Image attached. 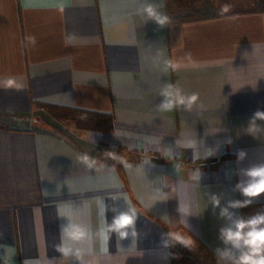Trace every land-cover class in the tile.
Here are the masks:
<instances>
[{"label":"crops","instance_id":"1","mask_svg":"<svg viewBox=\"0 0 264 264\" xmlns=\"http://www.w3.org/2000/svg\"><path fill=\"white\" fill-rule=\"evenodd\" d=\"M256 2L264 6L0 0V80L25 85L0 88V264H77L54 248L67 222L91 233L72 246L97 264H217L224 221L210 196L222 207L245 199L233 190L241 170L264 163V120L251 121L264 112V7ZM145 3L167 15L164 27L138 12ZM178 90L197 94L192 108L161 109L162 93L175 99ZM41 105L109 113L112 126L73 137L47 127ZM191 140L195 160L183 146ZM84 154L97 159L94 169ZM101 202L109 223L112 207H134L136 235L118 241L101 231ZM185 208L189 227L180 222ZM234 211H264V195ZM177 235L195 248L174 243Z\"/></svg>","mask_w":264,"mask_h":264},{"label":"clouds","instance_id":"2","mask_svg":"<svg viewBox=\"0 0 264 264\" xmlns=\"http://www.w3.org/2000/svg\"><path fill=\"white\" fill-rule=\"evenodd\" d=\"M162 6V5H161ZM227 11V6L224 7ZM138 12L145 15L148 20L155 21L161 28L168 23V17L163 12L159 11L158 7L151 3H145ZM33 39L34 38H30ZM73 37L69 36L68 43H72ZM25 85L18 81L15 77H8L0 80V88L21 90ZM165 97L160 104L161 109L171 110L177 106H184L186 109H191L198 99L197 94L185 96L179 90L175 95V99L169 98V93L164 92ZM257 119L264 120V112L257 111L251 121ZM186 149L193 150V160L198 159L197 154L198 142L191 140L183 145ZM112 156V152L105 153ZM104 154V155H105ZM212 155V154H211ZM246 156L244 151H239L237 154L238 160H243ZM80 161L88 168L94 169L97 164V159L88 154L82 155ZM201 175V173H199ZM242 179H240L234 186V191L239 192L245 199L229 200L226 206H221V199L218 195H211L213 209L219 208V218L224 221L223 225L218 230V240L220 245L213 249V253L217 264H264V211H258L252 215L244 216L238 214L234 210H239L250 206L256 198L264 195V163L252 165L240 172ZM101 216L106 221L102 225L101 231H105L109 235L112 233L117 235L118 241L136 235V209L128 206L121 211L116 207H112L110 211L113 213L111 222L106 218V212L109 208L106 204L101 202ZM180 222L189 227L187 217L190 216L188 210L180 209ZM60 243L55 245V250L61 254L63 258H72L77 264H97L96 261H89L85 259L86 250L72 245L78 244L85 240H91V233L79 224L67 222L59 225ZM167 239L163 240L165 247L170 244L168 240L170 234H164ZM174 243H179L188 249H194L196 246L195 240L187 236L171 237ZM72 242V244L66 243ZM55 258L46 259L44 264H53ZM39 264V262H38Z\"/></svg>","mask_w":264,"mask_h":264},{"label":"trees","instance_id":"3","mask_svg":"<svg viewBox=\"0 0 264 264\" xmlns=\"http://www.w3.org/2000/svg\"><path fill=\"white\" fill-rule=\"evenodd\" d=\"M48 109L52 116H57L56 112L59 111H74L79 114H84L85 117H81L76 120V126L86 129V130H108L112 126V116L109 113L97 112V111H89L78 108H63L56 107L51 105H41Z\"/></svg>","mask_w":264,"mask_h":264},{"label":"rangeland","instance_id":"4","mask_svg":"<svg viewBox=\"0 0 264 264\" xmlns=\"http://www.w3.org/2000/svg\"><path fill=\"white\" fill-rule=\"evenodd\" d=\"M255 7H264L259 3H255ZM43 118L47 119L50 125L47 127H52L56 130L66 131L67 133L71 134L73 137L81 136V130L83 128L76 126V120L80 119L81 117H85L84 114H79L74 111H59L56 112L57 116H52L47 108H44L42 111ZM46 113V114H45ZM51 115V116H50ZM42 117V116H41Z\"/></svg>","mask_w":264,"mask_h":264}]
</instances>
